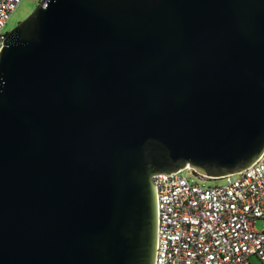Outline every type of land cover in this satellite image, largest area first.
Here are the masks:
<instances>
[{
  "label": "water",
  "instance_id": "obj_1",
  "mask_svg": "<svg viewBox=\"0 0 264 264\" xmlns=\"http://www.w3.org/2000/svg\"><path fill=\"white\" fill-rule=\"evenodd\" d=\"M264 153V0H43L0 55V264H155L154 176Z\"/></svg>",
  "mask_w": 264,
  "mask_h": 264
},
{
  "label": "built area",
  "instance_id": "obj_2",
  "mask_svg": "<svg viewBox=\"0 0 264 264\" xmlns=\"http://www.w3.org/2000/svg\"><path fill=\"white\" fill-rule=\"evenodd\" d=\"M39 3L43 0H38ZM22 0H0V55L6 25ZM208 180H223L209 185ZM155 264H264V153L242 172L210 179L192 168L154 176Z\"/></svg>",
  "mask_w": 264,
  "mask_h": 264
},
{
  "label": "rangeland",
  "instance_id": "obj_3",
  "mask_svg": "<svg viewBox=\"0 0 264 264\" xmlns=\"http://www.w3.org/2000/svg\"><path fill=\"white\" fill-rule=\"evenodd\" d=\"M39 5L38 0H22L20 6L18 9L12 14L10 20L8 21L5 31L7 33L11 32L16 26H18L21 22H23L26 18L32 14V12L37 8ZM207 183L209 185H217V184H223V180H208ZM264 226V222L262 220H259L257 222V228L261 230ZM251 262L253 264H262L261 260L258 256H252L250 258Z\"/></svg>",
  "mask_w": 264,
  "mask_h": 264
}]
</instances>
